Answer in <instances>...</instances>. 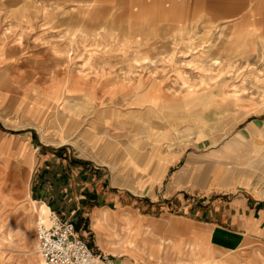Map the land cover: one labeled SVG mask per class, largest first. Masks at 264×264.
Returning <instances> with one entry per match:
<instances>
[{
	"label": "rangeland",
	"instance_id": "374dc122",
	"mask_svg": "<svg viewBox=\"0 0 264 264\" xmlns=\"http://www.w3.org/2000/svg\"><path fill=\"white\" fill-rule=\"evenodd\" d=\"M181 4L0 0V42L7 51L17 45L19 54H28L15 59L17 65L3 64L0 74L3 264H33V255L40 258L35 225L45 201L54 204L52 209L46 204L48 212L65 208L72 219L75 203L85 204L80 190L70 189L78 181L71 174L69 190L55 193L64 183L58 167L65 152L100 159L108 154L110 172L121 175L128 162L162 153L175 138L196 148L197 134L203 133L220 150L202 155L201 163L209 162L213 172L221 166L246 170L254 183L264 185V148L252 150L249 140L237 134L249 115L264 110V2L249 0L245 8L237 0H211L204 17L192 20L186 17L187 3ZM186 124L193 129L186 130ZM226 144H239L242 151L226 152ZM44 159L51 176L43 181ZM66 164L69 168V160ZM119 200L150 201L143 193ZM190 249L179 257L170 244L160 251L169 252V258L161 261L189 264ZM237 252L239 264H264L261 254L249 256L247 248ZM208 263L218 264L215 259Z\"/></svg>",
	"mask_w": 264,
	"mask_h": 264
},
{
	"label": "crops",
	"instance_id": "0c3cea01",
	"mask_svg": "<svg viewBox=\"0 0 264 264\" xmlns=\"http://www.w3.org/2000/svg\"><path fill=\"white\" fill-rule=\"evenodd\" d=\"M123 1H163L173 6H182L181 3L186 2V17L192 20L198 19L199 15L204 17L211 0ZM212 1L225 3L227 0ZM237 1L244 2L245 8L249 7V4H245L249 0ZM252 1L257 5L264 2ZM140 9L138 6L137 11ZM236 13L234 11L232 15ZM137 14L143 17L142 13ZM198 23L203 21L199 19ZM16 46H11L7 51L6 44L0 42V74L3 64L17 65L15 59L28 57V54H19ZM38 109L42 118L43 107ZM185 127L186 130L193 129L189 124ZM95 133L97 138L93 139V143L96 144L99 136ZM237 134L249 140L252 150L258 152L263 149L264 110L249 115ZM197 137L196 148L175 138L169 149L154 154V157L147 159L145 155H139L137 164L128 162L121 167V175L110 172L113 161H110L108 154L102 159L94 155L60 154L63 158L58 167V176L62 177L64 183L58 185L55 193L69 190L71 174L72 179L78 178L80 184L75 182L76 189L72 185L70 189L75 193L80 190L85 202L75 203L74 212L77 213L73 220L77 232L95 251L110 255L114 264H163L162 261H166L170 254H161L160 251L170 244L176 249L175 256L179 257H184L187 248H191L189 255L192 261L189 264H207L210 259L217 260L218 264H239L240 254L237 251L241 248H247L249 256L256 258L257 254H261L264 257V185L254 183L252 174L240 168L235 172L221 166L213 172L209 162L201 163L199 159L220 149L208 144L209 139L203 133H198ZM161 138L165 139L164 136ZM44 146L51 151L49 144ZM224 149L226 152L242 151L239 144L236 148H229L226 144ZM46 159L42 168L43 181L51 176V165L45 162ZM68 160L72 171L66 166ZM78 173L80 175L77 177ZM41 184L40 192L44 194L47 191L42 187L44 182ZM137 193H143L144 198L148 197L150 201H118L124 194ZM48 201L45 203L52 209L54 204ZM55 211L64 218L72 217L67 216L65 208L59 207ZM125 227L129 228L127 234ZM123 234L126 237L122 238ZM135 239L144 244L140 245ZM162 241L169 244L163 245ZM217 252L220 254L217 255Z\"/></svg>",
	"mask_w": 264,
	"mask_h": 264
},
{
	"label": "built area",
	"instance_id": "2783aa9c",
	"mask_svg": "<svg viewBox=\"0 0 264 264\" xmlns=\"http://www.w3.org/2000/svg\"><path fill=\"white\" fill-rule=\"evenodd\" d=\"M50 223L35 225L36 250L47 264H114L109 255L95 252L77 232L75 221L51 211Z\"/></svg>",
	"mask_w": 264,
	"mask_h": 264
},
{
	"label": "bare ground",
	"instance_id": "6f19581e",
	"mask_svg": "<svg viewBox=\"0 0 264 264\" xmlns=\"http://www.w3.org/2000/svg\"><path fill=\"white\" fill-rule=\"evenodd\" d=\"M206 69V68H205ZM259 79H260V77H259ZM263 79V78H262ZM257 81H258V79H256ZM260 81V80H259ZM264 81V80H263ZM256 82V81H255ZM262 82V81H261ZM260 82V83H261ZM260 83H258L259 85H260ZM262 84H263V82H262ZM263 86V85H262ZM193 87H194V85H193ZM261 89H263L262 87H261ZM192 90V89H191ZM258 90V89H257ZM259 91H261V90H259ZM255 92V91H254ZM257 92V91H256ZM48 209H49V207L46 205V204H42L40 207H39V220L40 221H43L44 223H46V224H49L50 223V214H51V211H49L48 212ZM48 212V213H47ZM32 253H34L33 251H32ZM35 254V253H34ZM37 255V254H36ZM36 255H33L32 256V259H31V262L33 263V264H47L46 263V261H45V259L40 255V258H39V255L38 256H36ZM243 256V255H242ZM30 262V261H29ZM210 263V262H209ZM208 263V264H209ZM0 264H3L1 261H0Z\"/></svg>",
	"mask_w": 264,
	"mask_h": 264
}]
</instances>
